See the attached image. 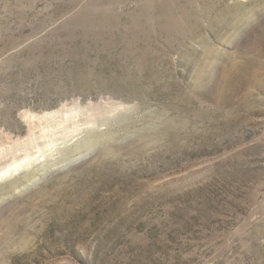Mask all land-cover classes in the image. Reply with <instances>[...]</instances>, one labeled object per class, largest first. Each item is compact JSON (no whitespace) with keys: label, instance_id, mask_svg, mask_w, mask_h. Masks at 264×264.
Returning a JSON list of instances; mask_svg holds the SVG:
<instances>
[{"label":"rangeland","instance_id":"374dc122","mask_svg":"<svg viewBox=\"0 0 264 264\" xmlns=\"http://www.w3.org/2000/svg\"><path fill=\"white\" fill-rule=\"evenodd\" d=\"M73 103L0 186V264H264L260 0H0V150Z\"/></svg>","mask_w":264,"mask_h":264},{"label":"bare ground","instance_id":"6f19581e","mask_svg":"<svg viewBox=\"0 0 264 264\" xmlns=\"http://www.w3.org/2000/svg\"><path fill=\"white\" fill-rule=\"evenodd\" d=\"M185 5H188V4H185ZM240 7H239V5L238 6L236 5V6L231 7V8L230 7H225L224 9H222L221 12L220 11L219 12H220V15L223 16V17H226V18H236V16L233 17L234 16V12L240 10ZM171 17H172V15H171ZM167 20H168V18H167ZM236 20H238V17L236 18ZM176 23H178V22H175V25H176ZM167 30H168V28H167ZM168 35H169V33H168ZM74 103L68 109H60V110H58L56 112L55 111H53V112L51 111L52 113L44 114L41 117H37V116L31 115V114H26L24 112L25 113L23 115V117L25 119L24 122L27 125V135H26V138L25 139L22 138L23 140L17 141V142L13 143L10 146L8 145L9 147H6V148L0 150V186L1 187H4L5 188L8 185L7 184L8 182L6 183V179L8 177L12 176L15 173H19V172L25 170L26 168H28L29 165H31L33 162H35L38 159H40V157L45 152L51 150L53 147H55L56 145H58L59 144V141H65V142L67 140L69 141L76 132L83 130V129L82 130L80 129V127H79V124L80 123L78 124V121L76 120L77 113L81 109L79 108L78 105H75ZM86 111L88 112V110H86ZM81 113H83V111ZM78 114H80V113H78ZM99 114H100V112H99ZM78 117L80 119V116H78ZM88 124H89V121L88 120L86 122H84V125H88ZM85 129H86V127H85ZM31 177L32 176H30V178ZM34 178H36V177H34Z\"/></svg>","mask_w":264,"mask_h":264},{"label":"clouds","instance_id":"9594fccd","mask_svg":"<svg viewBox=\"0 0 264 264\" xmlns=\"http://www.w3.org/2000/svg\"><path fill=\"white\" fill-rule=\"evenodd\" d=\"M260 4L264 6V0H260ZM260 11L258 7L242 8L238 14V22L242 28H250L258 21L257 12Z\"/></svg>","mask_w":264,"mask_h":264}]
</instances>
